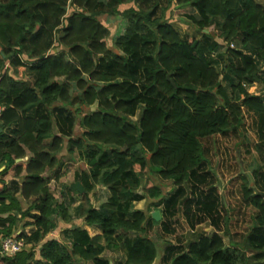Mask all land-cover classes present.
I'll use <instances>...</instances> for the list:
<instances>
[{
    "label": "trees",
    "instance_id": "obj_1",
    "mask_svg": "<svg viewBox=\"0 0 264 264\" xmlns=\"http://www.w3.org/2000/svg\"><path fill=\"white\" fill-rule=\"evenodd\" d=\"M170 11L202 36L180 35ZM105 15L127 21L115 50L107 45ZM256 84L261 92L249 90ZM0 104V242L16 233L18 222L34 227L19 235L28 247L0 254V264H109L101 259L104 239H114L127 256L116 264H156L160 249L148 231L160 224L174 235L169 222L178 202L193 232L206 222L215 231L169 243L160 264H264V5L258 0H0ZM245 109L259 115L261 168L253 186L242 185L254 214L249 232L235 241L223 196L216 187L210 193L198 187L210 184L201 173L213 177L203 140L242 130ZM66 138L75 148L69 152L78 151L88 165L75 174L85 188L77 217L68 210L74 199L52 188ZM13 166L16 179L7 181L2 176ZM154 174L177 188L169 202ZM98 186L110 192L101 205L110 214L94 205ZM189 186L191 197L180 201ZM147 197L159 199L161 221L135 208ZM76 219L103 233L72 226L62 240L48 238L59 220Z\"/></svg>",
    "mask_w": 264,
    "mask_h": 264
},
{
    "label": "rangeland",
    "instance_id": "obj_2",
    "mask_svg": "<svg viewBox=\"0 0 264 264\" xmlns=\"http://www.w3.org/2000/svg\"><path fill=\"white\" fill-rule=\"evenodd\" d=\"M127 7L128 6H123L122 10H125ZM171 14L172 12L170 11L168 16L172 19L171 22L180 35L184 36L189 34L201 37V32L193 25L187 23L183 17H181V19L170 17ZM102 20L111 30V34L107 39V45L110 49L115 50V40L124 34L127 27V21L121 15H105L102 16ZM212 31L217 34V31L214 30V28ZM220 69L221 68L219 67V70ZM27 77L31 79V76L28 74ZM257 86L255 89L252 86L249 90L251 92L255 90L254 93L261 92L263 85L259 84ZM90 110L95 111L96 105L92 106ZM142 110L143 108L138 111V114L134 119H139ZM81 118L82 117L77 118L74 137L80 135ZM254 118L255 117L252 113H247L246 125L245 127H242V130H236L235 132L226 135H217L203 140L205 155L208 160L207 169L213 177L206 172L201 173L203 176L206 175L210 184L199 185L198 193L202 190H204L205 193H210L212 188L215 187L218 189L219 193L223 196L227 208L223 214L226 215L228 213L230 216L229 228L232 238L235 241H242L244 236L249 232L252 224V216L254 214L250 202L244 199L242 191V185L245 183L253 186L254 172L261 168V162L258 158V150L256 147L258 143V132ZM69 139L70 138L65 139L64 149L59 155V159L63 161V167L66 169L65 179L67 180V184L74 180L75 173L87 169V164L85 161L81 160L78 151H75V153L69 152L71 148H74L70 144ZM151 179L155 184H158L163 188L164 198H166L165 203L167 201L169 202L171 195L177 192V188H173V184L170 181L162 180L157 174L152 175ZM52 188L55 189L57 196H59L62 191H66L65 187H63L64 189L61 188L60 180L57 182L53 180ZM193 190L194 187H187L184 190L186 193L180 194V201L188 197L190 198L191 191ZM140 192H143V189ZM98 193H100V196H97ZM103 195L104 192H102V188L98 186L93 194L96 199V205H99L102 202L104 199ZM158 201L159 199H151L150 197H147L146 199L137 200L136 205L138 209L145 210L148 215L152 216L153 212L158 211L156 206ZM164 204L160 205V209L164 208ZM182 207V203L178 202L175 215L169 222L171 229L176 231L174 235L165 234L160 224H153V227L148 231V234L158 244L160 253H163L164 248L169 243L175 244L180 243L181 241L187 243L203 232L211 235L215 231L214 227L210 225L209 222H206L199 225L197 230L193 232L190 228L187 217L185 216L184 208ZM56 232H58V230H56ZM221 234L223 233L221 232ZM225 239L227 242L229 241L228 237ZM156 264H160V262L157 260Z\"/></svg>",
    "mask_w": 264,
    "mask_h": 264
},
{
    "label": "crops",
    "instance_id": "obj_3",
    "mask_svg": "<svg viewBox=\"0 0 264 264\" xmlns=\"http://www.w3.org/2000/svg\"><path fill=\"white\" fill-rule=\"evenodd\" d=\"M259 2L264 5V0L259 1ZM201 36H202V34H201ZM197 38H200V37H197ZM215 58L221 61L223 57H222L221 54H216ZM219 67L222 68V64L221 63L216 64V68H217L218 71L221 70V69L219 70ZM257 85H259V84H256L255 86H253L254 89L256 88ZM254 91L255 90H253V92ZM247 113H252V115L255 117L254 119H255L256 126H257L259 115L256 112H254V111H252L250 109H245V124L243 125V127H245V125H246ZM60 162L62 164V166H61L62 169L59 172V175L61 176L60 177V186H61V188H63V187L66 188V191H62V193H64L67 202H69L70 199H74L73 204L70 205L68 210H69V214L71 216L77 217L79 215V213H80V210L82 209L84 201H83V197L81 196V193L78 192V191L72 190L71 186H72L73 183H75L78 180H76V177L74 175V180L72 182H70L69 184H67V180L65 179L66 178V175H65L66 169H65V167H63L64 166L63 161L60 160ZM17 163H22V161L19 162L17 160ZM87 167H88V165H87ZM4 169H5V165H3L1 167L0 171H2ZM14 174H15V167L13 166L8 171V173L5 176H2V177L5 180L10 181V180L16 179ZM48 176L53 177L51 174H48ZM53 180H55V179H52V181ZM2 186H3V184L0 182V189L2 188ZM99 187L102 188V192H104V195H103L104 199L102 200V202L99 205H96V199H95V196H94V205H95V207L97 209H102L101 205L110 197V192H109L108 188L105 187V186H99ZM67 189H70L73 192V194H68L67 193ZM97 196H100V193H98ZM134 204H135V208H138L137 205H136L137 201L134 202ZM22 205L25 208L27 207V203L25 201H22ZM102 210L106 214H110L112 212V211H110L108 209H102ZM128 217H131V215H129ZM22 223L18 222V229H17L15 234H19L20 235V233H22V232L25 233V234H30L34 230L33 226H24V227H22ZM72 226H76L77 229H79V230H81V229L87 230L88 233L90 234V236L101 235L103 233V230H102V228L99 225H88V224H86L84 222L83 219H76L75 221H72L70 223H65L64 221L59 220L58 229H57L58 232L54 231V232L50 233L48 238L62 240L64 238V229H66L68 227H72ZM133 235L137 236L136 234H133ZM43 243L44 242H42V243L40 242L39 244H37L38 247L40 245H42ZM103 243L105 245V250H104L103 254L101 255V259L103 261H108L109 264H116L117 262H125L126 261V259H127L126 254L123 253L122 250L120 249V247L116 245L117 242L114 239H112L111 242L107 241L106 239H104ZM167 245L164 248L163 253H160V256L158 258V262L160 260V257H162V255L164 254V251L166 250ZM29 248H30V246H29ZM75 264H93V263L76 262Z\"/></svg>",
    "mask_w": 264,
    "mask_h": 264
},
{
    "label": "built area",
    "instance_id": "obj_4",
    "mask_svg": "<svg viewBox=\"0 0 264 264\" xmlns=\"http://www.w3.org/2000/svg\"><path fill=\"white\" fill-rule=\"evenodd\" d=\"M231 46L234 47V44H232ZM1 115L2 106L0 104V117ZM27 247L28 245L26 244L25 239L20 237L19 234H14L1 240L0 254L4 256H13Z\"/></svg>",
    "mask_w": 264,
    "mask_h": 264
},
{
    "label": "water",
    "instance_id": "obj_5",
    "mask_svg": "<svg viewBox=\"0 0 264 264\" xmlns=\"http://www.w3.org/2000/svg\"><path fill=\"white\" fill-rule=\"evenodd\" d=\"M172 83H174V81L171 79ZM28 159V157L23 158V159H18L19 162L21 161H26ZM71 189L74 191H78L80 193H84L85 192V188L83 186V184L80 181H76L75 183L72 184ZM142 190V189H141ZM152 217L156 220V221H161L162 219V213L161 211H155L152 213Z\"/></svg>",
    "mask_w": 264,
    "mask_h": 264
}]
</instances>
